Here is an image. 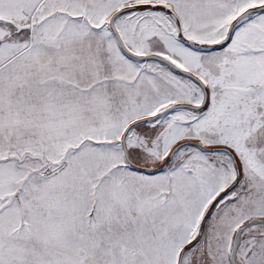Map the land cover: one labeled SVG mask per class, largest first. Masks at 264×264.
<instances>
[{
  "label": "snow or ice",
  "instance_id": "6c2138e0",
  "mask_svg": "<svg viewBox=\"0 0 264 264\" xmlns=\"http://www.w3.org/2000/svg\"><path fill=\"white\" fill-rule=\"evenodd\" d=\"M0 264H264V0H0Z\"/></svg>",
  "mask_w": 264,
  "mask_h": 264
}]
</instances>
